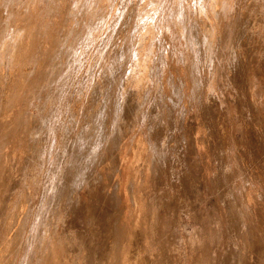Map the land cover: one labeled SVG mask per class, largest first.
I'll use <instances>...</instances> for the list:
<instances>
[{
	"label": "rangeland",
	"instance_id": "rangeland-1",
	"mask_svg": "<svg viewBox=\"0 0 264 264\" xmlns=\"http://www.w3.org/2000/svg\"><path fill=\"white\" fill-rule=\"evenodd\" d=\"M0 264H264V0H0Z\"/></svg>",
	"mask_w": 264,
	"mask_h": 264
}]
</instances>
